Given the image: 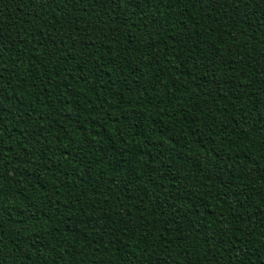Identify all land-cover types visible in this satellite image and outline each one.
I'll return each mask as SVG.
<instances>
[{"label": "trees", "instance_id": "trees-1", "mask_svg": "<svg viewBox=\"0 0 264 264\" xmlns=\"http://www.w3.org/2000/svg\"><path fill=\"white\" fill-rule=\"evenodd\" d=\"M0 264H264V0H0Z\"/></svg>", "mask_w": 264, "mask_h": 264}]
</instances>
